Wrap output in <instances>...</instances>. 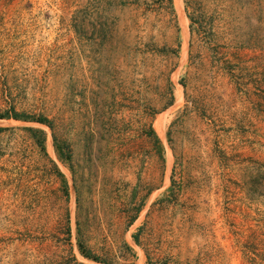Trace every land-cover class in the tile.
<instances>
[{
  "label": "rangeland",
  "instance_id": "rangeland-1",
  "mask_svg": "<svg viewBox=\"0 0 264 264\" xmlns=\"http://www.w3.org/2000/svg\"><path fill=\"white\" fill-rule=\"evenodd\" d=\"M0 264H264V0H0Z\"/></svg>",
  "mask_w": 264,
  "mask_h": 264
}]
</instances>
